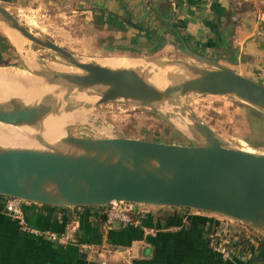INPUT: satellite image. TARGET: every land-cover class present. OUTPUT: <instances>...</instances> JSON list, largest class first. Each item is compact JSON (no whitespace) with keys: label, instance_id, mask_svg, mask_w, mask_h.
Returning a JSON list of instances; mask_svg holds the SVG:
<instances>
[{"label":"water","instance_id":"95a60500","mask_svg":"<svg viewBox=\"0 0 264 264\" xmlns=\"http://www.w3.org/2000/svg\"><path fill=\"white\" fill-rule=\"evenodd\" d=\"M106 15L138 32L130 48L174 47L193 60L129 56L136 62L112 66L84 59L31 30L0 0V25L22 37L23 50L35 43L70 65L55 67L37 56L29 62L9 39L19 57L15 64L33 77H17L26 89L15 94L0 89V123L31 128L33 143H0V194L63 206L133 201L198 208L231 216L264 237V152L229 144L176 102L187 92L231 94L264 115V85L193 50L168 16L160 15L176 40L122 15ZM32 92L28 99L25 93ZM115 100L155 108L187 142L131 136L112 123L101 125L96 137L64 130L66 122L93 125L91 110ZM170 110H180L183 119H171ZM58 121L60 130L51 132Z\"/></svg>","mask_w":264,"mask_h":264},{"label":"crops","instance_id":"0c3cea01","mask_svg":"<svg viewBox=\"0 0 264 264\" xmlns=\"http://www.w3.org/2000/svg\"><path fill=\"white\" fill-rule=\"evenodd\" d=\"M42 1L70 3L80 7L81 12L93 13L97 18L105 11L122 15L176 40L168 23L160 17L168 16L193 50L264 85V33L259 28L262 10L259 0H97V7L84 9L83 3L87 0L5 2L15 3L23 9ZM102 18L110 21L102 24H109L111 28L108 31L113 32L114 44L110 45L114 49L134 50L128 42L138 32L107 15ZM146 206V211L137 212L134 220L114 222L109 228L103 226L102 206L40 205L32 202L25 206V218L30 228L62 232L66 224L72 222L75 241L92 244L97 248L96 253L81 251L75 241L59 244L27 230L20 233L18 222L10 218L12 223H8L10 219L1 211L0 222L1 226L10 227L11 236L15 238L5 237L13 240V246L6 250L18 245L25 250V255H32L34 261L49 256L50 264H264V247L256 242L247 248L249 252H237L228 259L221 258L209 248L207 235L213 226L220 224V229L237 242L240 230L251 232L225 217L228 215L175 205ZM81 252L86 255L81 256Z\"/></svg>","mask_w":264,"mask_h":264},{"label":"rangeland","instance_id":"374dc122","mask_svg":"<svg viewBox=\"0 0 264 264\" xmlns=\"http://www.w3.org/2000/svg\"><path fill=\"white\" fill-rule=\"evenodd\" d=\"M1 3L6 5L31 30L54 40L84 59L104 60L110 56H133L140 58H184L193 60L191 56L180 52L174 47L147 51L114 49L110 45L114 43L113 32L108 31L111 28L108 26L109 24L102 25L103 21L95 17L93 13L89 15V13L81 12L80 7H76L70 3L59 2L58 4H54V2L45 3V1H42L40 4L34 3L23 9H19L15 3H6L2 0ZM98 4L97 0H87L83 3V9L97 7ZM0 35H4L1 28ZM7 40L11 45V49L8 52L4 51L2 58H0V82L13 81L15 78L17 79L16 76L33 77L21 65L15 64V61L19 60L18 53L9 38ZM2 47L3 42L0 40V49ZM25 49L27 51L23 50L20 53L27 60L30 57L37 56L45 58L50 64H55L58 67H70L68 63L57 57L49 49L35 43H26ZM176 102L179 105H184L182 109L186 114L194 115L195 118L208 124L229 144L244 149L264 152V127L249 113V109L251 107L259 113L261 112L247 102L231 94H213L207 92H187L177 96ZM179 111L170 110L167 112L171 119L179 121L183 119ZM90 113L91 117L97 119L93 125L89 123L66 122L64 130L76 136L96 137L101 135L99 132L101 125L112 123L131 136L158 141L187 142V138L175 128L171 120L166 119L161 112H158V110L151 106L115 100L98 104ZM0 140L20 142L31 141V138L19 127L0 123ZM30 202L35 204L40 203V205H50L39 201ZM0 211L1 213L4 212L1 208ZM4 215L6 216V214ZM225 217L232 219L233 223H239L245 229L254 231L245 223L231 216ZM10 218L7 215V219L9 220ZM2 223H4V220ZM8 223H12V220L10 219ZM11 233L10 227L1 226L0 222V264H50L49 256H47V259L45 256H42L41 260L34 261L32 255H25V250L19 248L18 245H14L9 251L6 250V248L13 246L12 241L15 238L11 236ZM7 236L13 240H6L5 237ZM16 247L18 248L17 252L15 250Z\"/></svg>","mask_w":264,"mask_h":264},{"label":"built area","instance_id":"2783aa9c","mask_svg":"<svg viewBox=\"0 0 264 264\" xmlns=\"http://www.w3.org/2000/svg\"><path fill=\"white\" fill-rule=\"evenodd\" d=\"M262 10L259 14V28L264 33V0H259ZM31 203L16 196L0 194V208L10 217L18 222L21 229L34 234L42 235L45 238L56 241L59 244H66L75 241V227L68 222L62 232L53 230L37 231L30 228L25 218V206ZM147 204L133 201H111L102 206L104 216V227L109 228L114 222L127 223L133 220L132 215L137 212L146 211ZM226 221V219H224ZM220 224L209 229L207 243L209 248L216 252L221 258L228 259L237 252H249L248 249L240 250L239 244L231 235L220 229ZM77 242V240L75 241ZM81 251L96 253L97 248L90 243L77 242Z\"/></svg>","mask_w":264,"mask_h":264},{"label":"bare ground","instance_id":"6f19581e","mask_svg":"<svg viewBox=\"0 0 264 264\" xmlns=\"http://www.w3.org/2000/svg\"><path fill=\"white\" fill-rule=\"evenodd\" d=\"M0 28L8 36V38L13 42V44L15 45V47L18 50H23L24 40L22 39V37L14 29H12L10 27H7V26H4V25H0ZM104 61H105V63L110 64L112 66L125 65V64H131V63H135L136 62L134 59H131L128 56L127 57L110 56V57L104 59ZM52 65L55 66V67H58L55 64H52ZM63 68H65V67H63ZM0 72H1V70H0ZM16 77H21V76H16ZM20 88L21 89H26L24 86H22L20 84V82L16 78L13 81H8V82L6 81L5 83H1L0 82V89L2 90L1 91L2 95L15 94V93L18 92V90ZM34 94H35L34 92H32L31 95H29V93L28 94L25 93V96L26 97L28 96V99L29 98L31 99ZM62 124H63L62 121H58V123L53 124V127L55 128V130L51 131V132H58L60 130ZM19 128L23 129L29 135V137L31 138V141L8 142V141L0 140V143H2V144H13V145H29V144H32L33 143V139H32V136H31L32 129L29 128V127H26V126H22V127H19ZM47 135L51 136V134H47Z\"/></svg>","mask_w":264,"mask_h":264},{"label":"trees","instance_id":"16d2710c","mask_svg":"<svg viewBox=\"0 0 264 264\" xmlns=\"http://www.w3.org/2000/svg\"><path fill=\"white\" fill-rule=\"evenodd\" d=\"M2 1H8V0H2ZM98 18L101 21L110 22V21H108L109 19L103 20L101 15ZM0 40H1V42H3V47H2V49H0V58H2V55L4 54L3 52L4 51L8 52V50L11 49V45L4 35H0ZM249 110H250L249 113L252 116H254L257 119V121H259V123L262 127H264V115L259 113L258 111H256L255 109H253L251 107ZM135 216H136V214L134 213L132 215L133 220L135 219ZM25 231L26 230L18 227V232L21 233V232H25ZM252 242H256L259 246L264 247V237L262 235L255 233L253 231L248 232L246 230H240V232L238 233V244H239L240 250L245 251L247 248L249 249L251 247Z\"/></svg>","mask_w":264,"mask_h":264},{"label":"flooded vegetation","instance_id":"af4514ba","mask_svg":"<svg viewBox=\"0 0 264 264\" xmlns=\"http://www.w3.org/2000/svg\"><path fill=\"white\" fill-rule=\"evenodd\" d=\"M9 51V50H8Z\"/></svg>","mask_w":264,"mask_h":264}]
</instances>
